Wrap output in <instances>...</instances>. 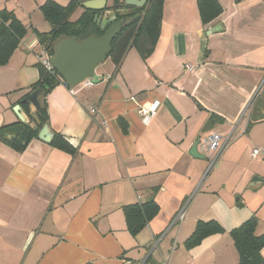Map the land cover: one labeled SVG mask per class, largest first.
<instances>
[{
  "label": "crops",
  "instance_id": "obj_1",
  "mask_svg": "<svg viewBox=\"0 0 264 264\" xmlns=\"http://www.w3.org/2000/svg\"><path fill=\"white\" fill-rule=\"evenodd\" d=\"M217 1L220 14L203 24L196 0H163L147 57L129 46L118 65L106 57L96 67L98 83L48 92L46 123L73 152L38 137L17 151L0 139V264H237L229 231L255 214L256 233L264 232V155L250 156L264 149V121L249 122L264 87V0ZM7 2L0 10L26 34L0 65L2 129L18 122L14 105L30 111L20 100L38 79L35 32L51 29L11 7L29 0ZM153 102L144 121L138 108ZM89 105L98 107L93 116ZM212 132L231 136L199 186L206 159L190 149ZM150 199L157 214L132 234L123 207ZM186 201L183 220L167 229ZM209 220L224 232L187 247L196 224Z\"/></svg>",
  "mask_w": 264,
  "mask_h": 264
},
{
  "label": "trees",
  "instance_id": "obj_2",
  "mask_svg": "<svg viewBox=\"0 0 264 264\" xmlns=\"http://www.w3.org/2000/svg\"><path fill=\"white\" fill-rule=\"evenodd\" d=\"M82 1L68 0L63 5L55 0H45L41 4L43 18L51 25V29L47 32L36 31L35 33L40 48L49 55L53 53L55 44L62 38L73 36L81 40L92 35L99 37L103 34L105 28L101 29L93 20L97 11L84 8ZM196 5L203 24L209 23L221 12V6L217 0H196ZM121 7H124L122 0H113L112 6L107 8L115 10ZM79 8L81 11L74 18L73 15ZM162 9L163 0H147L146 6L135 8L132 14L124 16L125 23L110 42L106 57L111 58L113 63L118 65L129 46H134L143 58L147 57L152 52L159 35ZM25 34L26 28L15 14L12 11L1 9L0 65L8 62L11 53ZM36 66L38 79L30 85L28 94L40 89L42 108L37 109L38 124L36 128H31L30 138L37 137L39 129L47 121L46 95L55 86L63 83L62 78L56 72L47 70L40 62H37ZM249 117L250 123L264 121V87L255 97ZM119 122L125 130L126 125L122 119H119ZM0 139L17 151H22L27 144L16 138L8 139L3 135H0ZM50 143L62 150L73 152V147L59 134H55ZM158 210L159 206L153 199L143 203L125 205L123 212L127 229L132 234H136L157 214ZM258 222L259 219L253 214L229 231L238 252L237 264H264V257L261 255V249L264 246V232L256 233ZM223 232L224 229L216 220L199 221L192 234L186 239L185 245L192 247L208 235Z\"/></svg>",
  "mask_w": 264,
  "mask_h": 264
},
{
  "label": "water",
  "instance_id": "obj_3",
  "mask_svg": "<svg viewBox=\"0 0 264 264\" xmlns=\"http://www.w3.org/2000/svg\"><path fill=\"white\" fill-rule=\"evenodd\" d=\"M123 3L124 7L114 10L106 8V0L82 1L84 8L97 11L93 20L101 29L105 28V30L99 37L92 35L77 40L71 36L62 38L55 44L53 53L49 55V61L68 87L73 88L87 79L93 84L100 81V76L95 72V69L106 58L110 42L125 23L124 16L132 14L134 8L146 6L147 0H123ZM118 17L121 18L118 19ZM20 102L27 105L30 111L25 113L20 104L14 105L12 110L18 122L3 128L0 135L27 143L32 128L30 123L34 122L36 126L38 124L35 110L42 108L40 89L32 91ZM37 137L44 142H50L54 137V132L47 123H44L39 129ZM197 144L198 141L194 142L190 154L202 159L204 156L198 152Z\"/></svg>",
  "mask_w": 264,
  "mask_h": 264
},
{
  "label": "built area",
  "instance_id": "obj_4",
  "mask_svg": "<svg viewBox=\"0 0 264 264\" xmlns=\"http://www.w3.org/2000/svg\"><path fill=\"white\" fill-rule=\"evenodd\" d=\"M38 62H40L47 70L55 72L53 69L50 61H49V54L42 48H40L38 52ZM187 69H191V65H186ZM57 74V73H56ZM58 75V74H57ZM84 85H91L92 82L90 80H85L82 82ZM64 85L65 82L63 81ZM81 84V83H80ZM72 89V88H71ZM157 103L153 102L149 106H140L138 108L139 114L142 116V119L145 121L149 118L152 112L157 108ZM250 104H247V106L244 108L243 113L247 111V108H249ZM88 114L90 116H93L97 111L98 107L94 105H89L87 107ZM229 133L226 136L221 135L218 132H212L201 139H199L198 144H197V150L199 153H201L204 158L208 160L206 172L210 171L213 167H215L218 164V161L220 160L222 151L224 150L226 144L228 143L230 139ZM264 155V149L254 147L250 150V156L252 158H257L258 156ZM186 201L176 212L175 214L171 217L167 229H170L176 225H178L184 218L185 216V211H186V206H187ZM174 244L172 246L173 250ZM161 264H169L168 259H162Z\"/></svg>",
  "mask_w": 264,
  "mask_h": 264
},
{
  "label": "rangeland",
  "instance_id": "obj_5",
  "mask_svg": "<svg viewBox=\"0 0 264 264\" xmlns=\"http://www.w3.org/2000/svg\"><path fill=\"white\" fill-rule=\"evenodd\" d=\"M8 2H11V0H7ZM43 1L45 0H29V4L26 5V7L23 5L20 6V7H17V6H13V4L11 3V7H13L15 9V11L17 13H20V15L22 16V19L25 23H28L29 20H33V21H42L44 24L47 25V27H50V24L46 21H44V18H43V14H42V11L39 7V4L42 3ZM60 4H66L68 0H57ZM7 2V4H9ZM206 159V158H204ZM207 164H208V160L206 159V167H205V170H204V173L202 175V178H201V181L199 183V186L203 183V181L205 180L206 177H208L211 172L214 170L215 167H213L210 171H208L207 173L206 172V168H207ZM198 186V187H199Z\"/></svg>",
  "mask_w": 264,
  "mask_h": 264
},
{
  "label": "flooded vegetation",
  "instance_id": "obj_6",
  "mask_svg": "<svg viewBox=\"0 0 264 264\" xmlns=\"http://www.w3.org/2000/svg\"><path fill=\"white\" fill-rule=\"evenodd\" d=\"M135 9V8H134Z\"/></svg>",
  "mask_w": 264,
  "mask_h": 264
}]
</instances>
